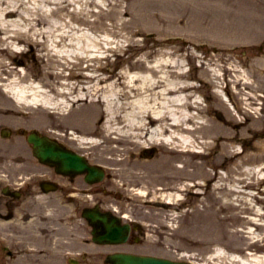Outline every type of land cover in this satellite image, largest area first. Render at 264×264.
Wrapping results in <instances>:
<instances>
[{"label": "bare ground", "instance_id": "6f19581e", "mask_svg": "<svg viewBox=\"0 0 264 264\" xmlns=\"http://www.w3.org/2000/svg\"><path fill=\"white\" fill-rule=\"evenodd\" d=\"M100 1L108 6L117 3V0ZM91 3L95 0H0V111L14 114L6 106L10 101L8 95L20 107H51L57 118L46 112L43 122L57 127L54 135L58 141L67 139L63 142L74 145V149L99 150L105 163L119 166L124 176L148 179L146 183L153 186L159 184L177 190L198 188L202 183L195 181L212 178L211 174L218 168H223L226 174L232 171L237 179L239 167L244 177L253 172L262 175L264 159L258 165L242 157L237 160L238 151L232 145L236 135L230 122L219 127L221 124L203 115L198 103L202 94L193 91L194 85L186 81L188 73L184 71L182 57L171 52L150 58L153 53L146 52L119 72L110 76L100 73L105 68L106 54L120 50L122 40L126 39L118 28L122 18L120 5L94 11L89 9ZM99 15L109 17V27L94 26L90 18ZM177 17L167 18L169 23L166 17L155 14L154 22L146 27L147 22L139 23L143 27L137 32H155L159 38L169 35L183 38L185 34L198 44L194 31L187 24L179 26ZM136 18L146 20L140 13L131 20ZM20 43L40 52L36 54V63L43 69L42 79H32L28 69L23 71L5 61L8 49L18 51ZM187 55L189 61L194 60L192 55ZM61 66L71 70L68 75ZM230 71L229 63H221L213 69L212 77L223 84ZM49 79L58 81H46ZM229 84H234V80L229 79ZM205 86L206 81L203 89ZM67 104L71 105L68 116L74 112L75 104L80 109L72 115L78 123L74 137L64 135L65 128L61 127ZM237 132L240 140L246 139L245 129ZM219 133L223 135L219 137ZM208 138L221 140L222 159H213L206 153L212 146ZM145 147H155L165 155L155 161H143L138 158V152ZM199 156L204 159L195 162L194 158ZM216 178L214 185L219 182ZM226 180L231 187L232 182ZM174 197L167 195L163 199ZM258 264H264V258Z\"/></svg>", "mask_w": 264, "mask_h": 264}, {"label": "rangeland", "instance_id": "374dc122", "mask_svg": "<svg viewBox=\"0 0 264 264\" xmlns=\"http://www.w3.org/2000/svg\"><path fill=\"white\" fill-rule=\"evenodd\" d=\"M186 2L185 4V8H190V6H193L196 2H198L200 5H201V8L203 9V11L206 13V14H209L210 16H213L216 18V21L214 22V28L216 29H219L221 32L225 31V30H231L232 31V26L229 25V26H225V18L228 16H230L229 12L232 14V16L234 15V17H237L238 19L241 18V22H244L245 24V28H248L249 26V23H250V19L252 18L251 17V9L252 8H248V2L245 0V6L244 8L241 7V10L242 12L241 13H235L233 11V7H234V4L231 3L230 1L228 0H184ZM164 2V0H161V2H159L158 4H162ZM162 11H164L165 14H168L170 15L171 12H174L175 11V7L173 6H161L159 7ZM192 21L194 23H196V19H192ZM225 21V22H224ZM247 34V31L244 33V35L246 36ZM244 37V36H243ZM226 39V37H221V36H218L217 37V40L218 42L220 41H224ZM240 48L237 49L236 53H239L240 52ZM234 59V57H233ZM259 105H257L256 107H258ZM263 108V109H259V117L262 118V120L264 121V105L261 104L260 108ZM16 119H12L10 121H6V120H3L2 122H11V124H14V125H19L20 123L22 122H15ZM249 123L247 124V126L251 127V120L248 119L247 120ZM264 122H262L263 124ZM259 126V125H258ZM235 241V240H234ZM179 240H174V238H172V240H170V254L171 256L174 254V253H179V251L183 248V244L180 242ZM236 242V241H235ZM190 252H193V253H196L197 254V248H195V250H191L190 249Z\"/></svg>", "mask_w": 264, "mask_h": 264}, {"label": "water", "instance_id": "95a60500", "mask_svg": "<svg viewBox=\"0 0 264 264\" xmlns=\"http://www.w3.org/2000/svg\"><path fill=\"white\" fill-rule=\"evenodd\" d=\"M142 263V262H141ZM143 264V263H142Z\"/></svg>", "mask_w": 264, "mask_h": 264}]
</instances>
